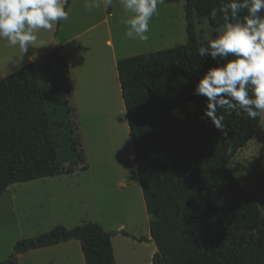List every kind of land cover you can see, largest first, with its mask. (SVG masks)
I'll return each mask as SVG.
<instances>
[{
	"label": "trees",
	"instance_id": "1",
	"mask_svg": "<svg viewBox=\"0 0 264 264\" xmlns=\"http://www.w3.org/2000/svg\"><path fill=\"white\" fill-rule=\"evenodd\" d=\"M164 1H183L186 44L116 60L157 249L151 264H264V217L227 168L261 118L224 113L221 132L204 117V98L193 95L198 76L213 66L197 54L204 41L196 38L194 20L216 28L209 12L220 0ZM38 63L0 80V198L10 185L87 168L64 57L58 49ZM71 240L79 242L85 264H115L109 233L94 223L20 240L11 260L0 264Z\"/></svg>",
	"mask_w": 264,
	"mask_h": 264
},
{
	"label": "rangeland",
	"instance_id": "2",
	"mask_svg": "<svg viewBox=\"0 0 264 264\" xmlns=\"http://www.w3.org/2000/svg\"><path fill=\"white\" fill-rule=\"evenodd\" d=\"M87 2L70 0L69 18L59 23L58 30H42L25 55L18 47L10 48L0 42V80L29 63L40 64L59 49L76 90L77 105L72 97L70 102L77 122L80 121L89 167L74 171V176L58 175L6 189L0 198V262L12 257L16 242L33 239L61 224L73 226L81 221L99 224L107 233L120 231L115 226L124 225L122 231L129 236H110L115 264H151L157 253L149 234L116 60L185 45L183 1L168 4L163 0L158 5L159 14L150 21L147 41L126 37L124 20L129 14L118 0L111 7H105L101 0L100 6L91 11L86 8ZM194 25L199 41L214 34L215 28L204 18H195ZM227 168L264 217V119H260L251 140ZM61 254L59 248L26 252L15 264H67ZM73 264H84L81 255L79 262Z\"/></svg>",
	"mask_w": 264,
	"mask_h": 264
},
{
	"label": "clouds",
	"instance_id": "3",
	"mask_svg": "<svg viewBox=\"0 0 264 264\" xmlns=\"http://www.w3.org/2000/svg\"><path fill=\"white\" fill-rule=\"evenodd\" d=\"M101 0H88L91 11ZM111 7L114 0H102ZM130 40L147 41L150 21L163 0H118ZM68 0H0V42L29 52L42 30H58L69 18ZM209 17L218 26L206 35L197 54L213 66L199 75L193 95L203 97L204 117L223 131L224 113L264 119V0H220ZM109 45L111 42H108ZM219 113V114H218ZM202 117V118H204Z\"/></svg>",
	"mask_w": 264,
	"mask_h": 264
},
{
	"label": "crops",
	"instance_id": "4",
	"mask_svg": "<svg viewBox=\"0 0 264 264\" xmlns=\"http://www.w3.org/2000/svg\"><path fill=\"white\" fill-rule=\"evenodd\" d=\"M69 77V76H68ZM71 81V78L69 79V82ZM74 88V89H73ZM71 89H72V100H73V103H75L77 105V96H76V90H75V87H73L72 85V81H71ZM125 109V108H124ZM124 113V112H123ZM126 114V113H125ZM80 122V121H78ZM81 128V127H80ZM89 168V167H88ZM86 168V169H88ZM76 174V172H73V173H63V174H60L59 176H74ZM62 180H60L59 178V183L61 182ZM12 199H14V197L12 196ZM83 224H87V222H77V224H73V226H66L64 224H61V225H64L62 227L66 228V229H72L76 226H80V225H83ZM59 225V226H61ZM99 225V224H98ZM124 225L123 224H118L117 226H115V229H120V233L118 235L121 234L122 232V229H123ZM103 228V227H102ZM104 229V228H103ZM112 229V228H110ZM109 231V230H108ZM124 231V230H123ZM59 248V252L62 253L61 255H65L66 257V262L67 264H73V261H75L76 263L79 262V256L81 255V258L84 262V258H83V254L81 252V247H80V244L78 241H75V240H71V241H67V242H63V243H60L58 245H55V246H52V247H48V248H42V249H36V250H32V251H29L28 253L30 252H43L44 250H50V249H57ZM22 258V254L18 255L16 257V259H21ZM75 258V259H74ZM85 264V263H84Z\"/></svg>",
	"mask_w": 264,
	"mask_h": 264
},
{
	"label": "water",
	"instance_id": "5",
	"mask_svg": "<svg viewBox=\"0 0 264 264\" xmlns=\"http://www.w3.org/2000/svg\"><path fill=\"white\" fill-rule=\"evenodd\" d=\"M120 233V231H111V232H109V235L111 236V235H113V234H119ZM11 260V258L10 259H8L7 261H10ZM6 261V262H7Z\"/></svg>",
	"mask_w": 264,
	"mask_h": 264
}]
</instances>
